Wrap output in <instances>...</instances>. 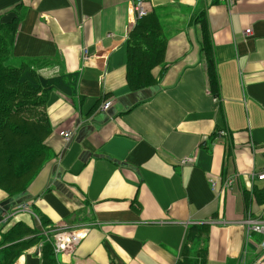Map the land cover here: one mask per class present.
<instances>
[{"label": "crops", "instance_id": "obj_1", "mask_svg": "<svg viewBox=\"0 0 264 264\" xmlns=\"http://www.w3.org/2000/svg\"><path fill=\"white\" fill-rule=\"evenodd\" d=\"M147 2L165 48L154 83L134 90L130 0H0V23L14 27L11 57L72 81L69 95L54 90L45 105L52 157L20 199L0 189V236L17 222L37 229L41 217L54 229H89L51 264H180L188 228L204 224L205 264H264L260 237L247 241L240 223L264 217L254 194L264 180L249 176L264 170V0ZM42 240L12 264H44Z\"/></svg>", "mask_w": 264, "mask_h": 264}, {"label": "trees", "instance_id": "obj_2", "mask_svg": "<svg viewBox=\"0 0 264 264\" xmlns=\"http://www.w3.org/2000/svg\"><path fill=\"white\" fill-rule=\"evenodd\" d=\"M201 48L205 56L210 91L217 92V81L211 57V46L201 19ZM14 32L13 25L0 23ZM9 37V33H8ZM127 80L132 89L154 83L151 69L160 65L165 48V36L156 14H146L136 21L129 32ZM10 39V38H9ZM10 39V47H11ZM11 55V53H10ZM29 63L15 69L0 66V189L7 195L25 191L29 182L53 153L46 144L51 126L45 108L54 90L69 95L72 81L64 76L37 77ZM74 75H69L72 78ZM74 82V81H73ZM69 93V94H68ZM259 202L264 201V189L254 190ZM207 225H191L180 264H205ZM30 235V237L24 238ZM43 239V234L17 222L0 236V264H12L20 252L32 242ZM190 254L189 258L186 256ZM44 264L54 260L52 245L46 239L41 245Z\"/></svg>", "mask_w": 264, "mask_h": 264}, {"label": "built area", "instance_id": "obj_3", "mask_svg": "<svg viewBox=\"0 0 264 264\" xmlns=\"http://www.w3.org/2000/svg\"><path fill=\"white\" fill-rule=\"evenodd\" d=\"M131 9L133 12L134 21L141 19L148 13V2L147 0H130ZM250 29H245L244 34H248ZM112 105L111 100H106L102 105V110H107ZM218 135H225L222 129L217 131ZM59 135L63 137L64 140L68 141L72 135L69 130H62ZM192 157H183L180 159V164H187L192 159ZM250 179L253 180H264V170L257 173H250ZM232 182V177H228L224 180V186L229 187ZM214 186V183H211ZM27 209L25 204H18L16 210ZM38 219V218H37ZM36 219V220H37ZM39 222V220H37ZM241 225L244 229L245 239L248 241L253 235L260 237L259 245L264 249V217L255 218L250 213H248L242 220ZM89 229L87 227H79L75 229H67L66 227H60L54 229L51 235L46 236V240L52 245L54 254L59 251H72L75 246L80 242V240L85 236ZM47 231L43 233L46 234Z\"/></svg>", "mask_w": 264, "mask_h": 264}, {"label": "rangeland", "instance_id": "obj_4", "mask_svg": "<svg viewBox=\"0 0 264 264\" xmlns=\"http://www.w3.org/2000/svg\"><path fill=\"white\" fill-rule=\"evenodd\" d=\"M8 33H9V37H8ZM11 35L12 31H10L9 28L7 27H0V66H3L5 68H9V69H15L18 67H21V65L25 64L26 62L24 61H18L14 58L11 57L10 55V39H11ZM10 38V39H9ZM30 70L35 72L37 74V77H42V78H53L55 76H58L59 74H52L51 76H47L45 74V72L40 71L41 68L39 67H35L34 65L30 64ZM41 109H44V112L46 111V109L43 107H41ZM24 191H20V192H15L12 193L10 195H8L9 197L15 198L14 196L18 197L20 199V194L23 193ZM39 222L37 221V229H39L40 231V226H42L41 229V234H43V241H45L46 236L51 235L52 231L54 230L53 227H51L50 225H48V223H46V221H44V219H41V217H39ZM47 231L46 234H44L43 232Z\"/></svg>", "mask_w": 264, "mask_h": 264}]
</instances>
